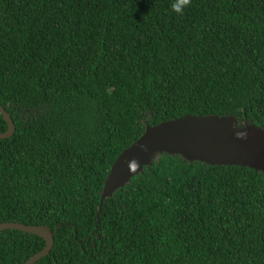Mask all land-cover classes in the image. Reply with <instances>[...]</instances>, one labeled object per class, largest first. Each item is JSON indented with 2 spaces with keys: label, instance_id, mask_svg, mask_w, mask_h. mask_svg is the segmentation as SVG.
<instances>
[{
  "label": "trees",
  "instance_id": "1",
  "mask_svg": "<svg viewBox=\"0 0 264 264\" xmlns=\"http://www.w3.org/2000/svg\"><path fill=\"white\" fill-rule=\"evenodd\" d=\"M0 0V223L46 225L35 264H264V171L163 153L108 197L146 125L264 127V0ZM8 123L0 113V132ZM98 221V222H97ZM46 241L0 231V264Z\"/></svg>",
  "mask_w": 264,
  "mask_h": 264
},
{
  "label": "water",
  "instance_id": "2",
  "mask_svg": "<svg viewBox=\"0 0 264 264\" xmlns=\"http://www.w3.org/2000/svg\"><path fill=\"white\" fill-rule=\"evenodd\" d=\"M0 113L8 129L0 139L12 137L16 124L0 103ZM163 153L179 155L187 162L200 161L208 165H237L264 171V127L253 123L243 125L234 115H186L156 125H146L143 134L123 150L113 163L104 182L99 213L104 201L131 179L143 172ZM98 222V221H97ZM16 229L36 234L46 241L45 247L24 264H35L47 256L55 242L56 231L46 225H28L7 221L0 231Z\"/></svg>",
  "mask_w": 264,
  "mask_h": 264
},
{
  "label": "clouds",
  "instance_id": "3",
  "mask_svg": "<svg viewBox=\"0 0 264 264\" xmlns=\"http://www.w3.org/2000/svg\"><path fill=\"white\" fill-rule=\"evenodd\" d=\"M192 0H173L171 9L178 15H184L185 9L190 8Z\"/></svg>",
  "mask_w": 264,
  "mask_h": 264
}]
</instances>
